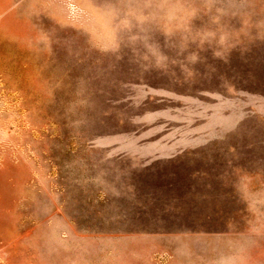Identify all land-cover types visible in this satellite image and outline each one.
Wrapping results in <instances>:
<instances>
[{
  "label": "rangeland",
  "instance_id": "374dc122",
  "mask_svg": "<svg viewBox=\"0 0 264 264\" xmlns=\"http://www.w3.org/2000/svg\"><path fill=\"white\" fill-rule=\"evenodd\" d=\"M0 264H264V0H0Z\"/></svg>",
  "mask_w": 264,
  "mask_h": 264
}]
</instances>
